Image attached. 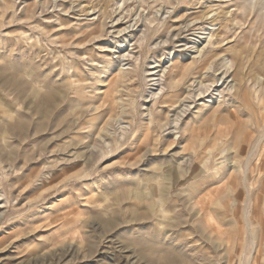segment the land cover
Listing matches in <instances>:
<instances>
[{"label": "rangeland", "instance_id": "obj_1", "mask_svg": "<svg viewBox=\"0 0 264 264\" xmlns=\"http://www.w3.org/2000/svg\"><path fill=\"white\" fill-rule=\"evenodd\" d=\"M0 264H264V0H0Z\"/></svg>", "mask_w": 264, "mask_h": 264}, {"label": "bare ground", "instance_id": "obj_2", "mask_svg": "<svg viewBox=\"0 0 264 264\" xmlns=\"http://www.w3.org/2000/svg\"><path fill=\"white\" fill-rule=\"evenodd\" d=\"M181 115H183V114H181ZM212 194H214V191L213 192L206 193L205 195H203L202 198H200L198 200L197 205L199 206V209H201V211H204V209L206 208L205 206H207L206 204L208 202H211L213 200V197H212L213 195ZM207 221H208V223L210 224V227L213 230L220 228L219 225H218L219 223L216 221V218H215V216L213 214H209Z\"/></svg>", "mask_w": 264, "mask_h": 264}]
</instances>
